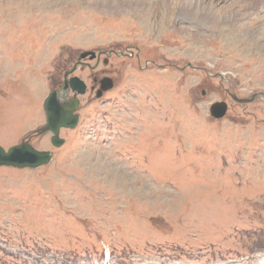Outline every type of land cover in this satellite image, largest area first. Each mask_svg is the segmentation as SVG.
Masks as SVG:
<instances>
[{"label": "rangeland", "instance_id": "rangeland-1", "mask_svg": "<svg viewBox=\"0 0 264 264\" xmlns=\"http://www.w3.org/2000/svg\"><path fill=\"white\" fill-rule=\"evenodd\" d=\"M200 1L0 0V144L54 154L0 166V264H264V0Z\"/></svg>", "mask_w": 264, "mask_h": 264}, {"label": "water", "instance_id": "water-1", "mask_svg": "<svg viewBox=\"0 0 264 264\" xmlns=\"http://www.w3.org/2000/svg\"><path fill=\"white\" fill-rule=\"evenodd\" d=\"M90 54L91 57L95 56L94 52L86 51L81 54V58ZM112 86L111 79L105 78L103 80V89H108ZM70 87L73 91L81 94L86 90L85 83L78 77H73L70 80L66 79L60 89H53L44 101L46 124L40 130H47L53 133L51 141L55 146H61L64 143V139L59 135L61 128H73L78 123L79 117L74 114V110L79 104L77 94L75 93L74 96L65 99ZM226 111V103L217 102L211 106V114L215 117H222ZM52 159L53 153L50 150H39L28 141H22L8 148L0 144V166L38 168L50 163Z\"/></svg>", "mask_w": 264, "mask_h": 264}, {"label": "bare ground", "instance_id": "bare-ground-1", "mask_svg": "<svg viewBox=\"0 0 264 264\" xmlns=\"http://www.w3.org/2000/svg\"><path fill=\"white\" fill-rule=\"evenodd\" d=\"M178 1V0H177ZM198 1V4H192V5H189L187 8L188 10L190 11L191 15H194V16H198L199 14H203L205 16H212L215 12L213 11V9L211 10V7L208 8L207 6H204V5H200L201 1L200 0H197ZM183 2V1H181ZM180 2V3H181ZM179 3V4H180ZM177 5L174 1H173V5L174 6H178L180 8H183L184 7V3L181 5ZM186 4V3H185ZM186 8V7H185ZM208 18V17H207ZM195 35H203L201 32L200 33H195Z\"/></svg>", "mask_w": 264, "mask_h": 264}, {"label": "flooded vegetation", "instance_id": "flooded-vegetation-1", "mask_svg": "<svg viewBox=\"0 0 264 264\" xmlns=\"http://www.w3.org/2000/svg\"><path fill=\"white\" fill-rule=\"evenodd\" d=\"M100 56L101 55H98L97 57H96V63L98 64L99 63V61H100ZM91 59V58H90ZM95 59V58H94ZM80 63H85L84 61H81ZM64 77H65V75H64ZM65 79V78H64ZM98 82V85H100L99 87H101V84H102V79H100V80H98L97 81ZM63 84V82L60 84V86ZM69 94H73V93H71V92H69ZM79 108V107H78ZM77 108V109H78Z\"/></svg>", "mask_w": 264, "mask_h": 264}]
</instances>
